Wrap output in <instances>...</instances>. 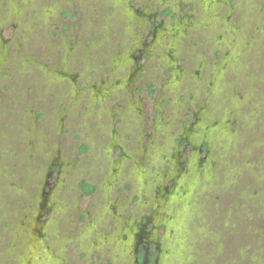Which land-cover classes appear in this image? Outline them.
<instances>
[{
	"label": "rangeland",
	"instance_id": "1",
	"mask_svg": "<svg viewBox=\"0 0 264 264\" xmlns=\"http://www.w3.org/2000/svg\"><path fill=\"white\" fill-rule=\"evenodd\" d=\"M144 215L264 264V0H0V264H150Z\"/></svg>",
	"mask_w": 264,
	"mask_h": 264
},
{
	"label": "flooded vegetation",
	"instance_id": "2",
	"mask_svg": "<svg viewBox=\"0 0 264 264\" xmlns=\"http://www.w3.org/2000/svg\"><path fill=\"white\" fill-rule=\"evenodd\" d=\"M167 13H169V11L167 10L166 11V14ZM166 14H164L163 13V15H166ZM162 15H161V13H159L158 14V17H161ZM151 30V29H150ZM153 30V29H152ZM151 30V31H152ZM154 30H155V28H154ZM149 69V68H148ZM151 70V69H150ZM151 89H152V87H150ZM152 93H153V90L151 91ZM172 135H174L175 133L174 132H172L171 133ZM153 137V136H152ZM183 141H181V143H180V147H182V148H184V149H186V145H187V143H189L188 142V140H185V139H182ZM117 148H120V147H118L117 146ZM86 149H87V147H86ZM128 169H129V167H128ZM131 172V171H130ZM62 174V168L60 167V171H59V174ZM129 173V172H128ZM171 175V174H170ZM80 182H81V185H80V189H81V191H82V194L80 195V198H84V197H86V196H91L90 194L92 193L93 194V196H95V194H96V191H98L99 190V186L97 187V186H94V185H91L89 182H87V180H84V181H82V180H79ZM170 181H171V184H173L174 186H177L178 184H179V181L177 180H175L174 178H170ZM79 182V183H80ZM127 182V181H126ZM122 183H125V181L124 182H122ZM133 184V183H132ZM132 184H129V185H125V186H120V185H118V188H119V191H122V190H124L127 186H128V188L130 189H132L133 188V185ZM78 185V184H77ZM57 187L58 186H56V188H55V192H56V190H57ZM54 192V193H55ZM57 193V192H56ZM180 193V192H179ZM180 196L182 195V194H179ZM93 196H91V197H93ZM138 198H139V196H138ZM139 200V199H138ZM138 200H137V202H138ZM196 203L194 204V209L196 208V205H197V208H198V201H195ZM190 204V203H189ZM188 204V205H189ZM187 207H189V206H187ZM95 208H98V205L97 204H95ZM176 209H173V211H175ZM205 210V209H204ZM147 211H153V209H148ZM206 211V210H205ZM207 211H211V209H207ZM163 212H166V211H163ZM162 212V213H163ZM159 213H161V212H159ZM196 213V212H195ZM194 213V214H195ZM172 214H169V216H171ZM139 216H141L140 214H139ZM138 216V217H139ZM152 217V216H151ZM197 218V219H196ZM193 219H195V222H194V224L192 225L191 224V226L190 227H193L192 228V231H193V233H194V237H196V242H198V213H196L195 215H194V217H193ZM151 221H150V219L148 218V217H146V215H144V216H142V218H141V220L139 221V224H140V228L139 229H137V232H136V234H135V241H136V244L138 243L139 244V246L137 247V249H138V251L140 252L139 253V257H140V259H143L144 258V256H146L144 253L148 250L149 251V253H148V259H150L151 260V262H150V264H153V262H154V264H161L162 263V261H163V259L165 258V257H167V255L169 254V256H170V254H171V256L170 257H172V255L176 252V251H174V253L172 252V251H170L168 248H167V250L165 249V248H163L162 247V245H161V243L158 241V240H155L154 239V236H155V233H159L160 234V231L162 230H166L167 229V225L168 224H173V223H169V222H167V220L162 224V225H158V226H155L154 224H152V222L150 223ZM167 222V223H166ZM193 222V221H192ZM146 224H147V226H148V228L146 227ZM143 225V226H142ZM73 227H74V225H73ZM151 227V228H150ZM142 228V229H141ZM162 236V235H161ZM163 238V237H162ZM162 242V241H161ZM144 255V256H143ZM169 256H168V258H169ZM175 256V255H174ZM147 257H145V259H146ZM139 259V258H138ZM140 264V263H139ZM143 264H147V262L145 261V262H143Z\"/></svg>",
	"mask_w": 264,
	"mask_h": 264
}]
</instances>
